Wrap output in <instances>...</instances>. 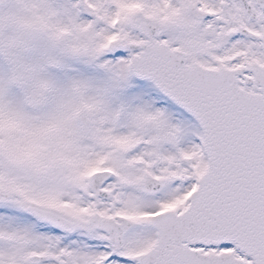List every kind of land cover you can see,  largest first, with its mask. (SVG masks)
I'll list each match as a JSON object with an SVG mask.
<instances>
[{
  "label": "snow or ice",
  "instance_id": "1",
  "mask_svg": "<svg viewBox=\"0 0 264 264\" xmlns=\"http://www.w3.org/2000/svg\"><path fill=\"white\" fill-rule=\"evenodd\" d=\"M0 264H264V0H0Z\"/></svg>",
  "mask_w": 264,
  "mask_h": 264
}]
</instances>
